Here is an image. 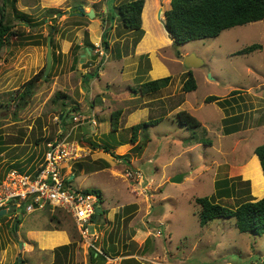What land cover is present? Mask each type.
<instances>
[{
	"label": "rangeland",
	"instance_id": "374dc122",
	"mask_svg": "<svg viewBox=\"0 0 264 264\" xmlns=\"http://www.w3.org/2000/svg\"><path fill=\"white\" fill-rule=\"evenodd\" d=\"M127 1L132 0L7 4L5 20L17 37L11 36L0 52V184L11 170L33 172L47 143L66 137L83 143L88 152L63 169L73 177L70 187L99 191L104 214L95 228L102 234L96 244L121 258L122 264H264V234L239 233L233 219H215L201 227L195 203L197 198L211 197L212 202L234 209L264 196L263 180L253 162L254 148L264 144V20L180 46L166 35L157 42L147 35L139 54L135 49L139 34L125 29L116 13ZM144 3L150 8L148 30L158 36L155 14L164 20L170 0ZM80 8L85 12L93 8L97 15L79 16ZM48 36L52 63L43 80ZM112 37L118 38L114 45ZM88 43L94 48L89 55L81 53ZM252 44L262 49L233 56ZM144 52L155 60L152 66ZM188 55L203 65L185 68ZM95 70L98 77L87 80ZM188 70L197 87L185 93L182 84ZM37 75L32 94L25 103L19 102L25 83ZM167 76L171 83L166 88L144 96L137 92L140 83ZM234 90L231 108L204 102L207 96L229 98ZM59 93L65 97L57 98ZM117 110L122 114L112 131L110 117ZM182 110L201 127L194 132L181 127L175 114ZM61 115H68L65 128ZM228 115L237 116L238 131L224 135ZM154 120L159 122L143 127L137 143H130L132 126ZM89 142L110 152L93 149ZM111 152L125 155L128 162ZM175 175H182L180 183L170 182ZM241 181L249 182V193L237 195L232 190L229 197H218L217 182L220 188L234 185L240 192L245 188ZM20 204L21 209L0 218V264H86L87 253L65 212L45 206L27 213L25 203ZM27 231L35 233L28 237ZM65 245L68 252L58 250L60 256H55Z\"/></svg>",
	"mask_w": 264,
	"mask_h": 264
},
{
	"label": "trees",
	"instance_id": "16d2710c",
	"mask_svg": "<svg viewBox=\"0 0 264 264\" xmlns=\"http://www.w3.org/2000/svg\"><path fill=\"white\" fill-rule=\"evenodd\" d=\"M11 2L14 4L16 0H0V52L7 45L11 36L17 37L15 32H13V26L8 24L5 20V10L7 4ZM144 0H132L120 4L117 9V15L119 16L123 27L129 31H133L139 34L138 41L142 38L144 32L142 29L141 13L143 9V23L145 29L147 28V35L153 39L150 31L148 30V11L150 10L148 3L144 6ZM55 12L54 9L49 10ZM264 20V0H170V8L164 13V23L166 29L170 34L172 44L175 46L184 45L191 41L211 39L220 35L222 32L233 29L235 27L246 26L251 23H256ZM155 23L160 29V34L157 39L167 35L163 28V23L160 18H158L157 13L155 14ZM147 22V24H146ZM147 25V26H146ZM105 33V32H104ZM103 35V34H102ZM161 35V36H160ZM51 36V34H50ZM137 41V42H138ZM101 42L105 48H107L108 43L104 39V35L101 38ZM91 51L94 46L90 43L86 45ZM262 46L260 44H252L246 46L235 53L233 56H246L253 52L261 50ZM87 54L86 52H84ZM79 56V55H78ZM80 62V58H77ZM98 70H95L91 74H87V80L91 78L98 77ZM39 76L28 80L24 85V90L19 96V102H24L33 92L35 83L39 81ZM171 83V77L167 76L164 78H159L155 80H149L139 84L137 92L140 95H150L158 92L161 89L166 88ZM196 81L191 71H187L185 80L182 84V91L185 93L192 92L196 89ZM237 91H232L229 94V98H220L216 96H207L204 100L205 103H216L220 108L226 110L228 107L231 108V100L234 99L233 95ZM65 97L63 94H57V98ZM122 112L117 110L111 113L110 121L112 131H116L119 123V119ZM68 115H64L60 122L61 126L65 128V120ZM237 116L231 115L224 118V135H230L238 131V127L234 126L236 124ZM175 120L179 125L185 129L195 131L201 127V123L191 114L186 111H179L175 114ZM159 120H154L150 122L138 123L132 126L130 129L132 131L130 143L136 144V136L139 130L148 125H155ZM201 142V141H200ZM81 145L83 143H80ZM89 145L93 149H102L105 153L110 152L107 147H101L98 144L89 142ZM112 155L113 152H111ZM253 154L257 157L259 163L253 158V162L256 164L258 171L263 180V190L264 191V144H261L254 148ZM116 159H120L125 163L126 156H115ZM260 164V166H259ZM261 167V169H260ZM29 173V172H27ZM71 181H67V185H70ZM245 188H241L240 192L235 189L233 185L232 188L226 187L225 189L220 188V183H216L215 190L218 192V197L226 195L229 197L231 191H235L238 194H244L245 190L249 193V182L241 181ZM227 183V181L225 182ZM85 192L92 193L97 198V204L95 206V212L92 216L94 219L96 216L99 218L104 214V210L100 207L102 204L101 194L95 189H85ZM262 194V193H261ZM216 196V195H215ZM195 203L198 205V222L201 227L207 225L209 222L215 219H233L235 228L239 233L251 234V235H261L264 234V196L259 200L248 199L240 203L236 208L231 209L221 204L211 201V197L197 198ZM49 207V206H48ZM52 220H58L56 217L51 216ZM60 228V227H59ZM55 228L54 230H59ZM73 245V244H71ZM67 246H62L56 250L65 249ZM103 254L106 256L114 257L109 255L105 249L102 250ZM88 264H104L105 257L103 255L97 254L90 250L88 254ZM123 261V260H121ZM122 263V262H121ZM124 264H129L125 261Z\"/></svg>",
	"mask_w": 264,
	"mask_h": 264
},
{
	"label": "built area",
	"instance_id": "2783aa9c",
	"mask_svg": "<svg viewBox=\"0 0 264 264\" xmlns=\"http://www.w3.org/2000/svg\"><path fill=\"white\" fill-rule=\"evenodd\" d=\"M87 153L81 144L68 141L66 137L47 143L42 161L33 172H8L0 184V210H6L15 201L11 209L21 208L20 203L23 202L27 213L44 209L45 206L63 211L71 218L82 247L95 252V256L103 255L104 264H116L118 259L104 255L96 244L102 235L95 229L99 226V219L96 222L92 219L97 204L96 196L85 192V189H72L67 185L72 177L63 171L70 168L67 163L78 162Z\"/></svg>",
	"mask_w": 264,
	"mask_h": 264
},
{
	"label": "water",
	"instance_id": "95a60500",
	"mask_svg": "<svg viewBox=\"0 0 264 264\" xmlns=\"http://www.w3.org/2000/svg\"><path fill=\"white\" fill-rule=\"evenodd\" d=\"M71 12L75 11V8L73 9H70ZM79 13L80 14H83L84 13V10L83 9H79ZM87 17L88 18H93L94 17V12L93 10H90L88 13H87ZM163 23V28L165 30V32L167 33L168 37L170 38V34L168 32V30L166 29V26H165V23L164 21H162ZM51 63H52V57H51V37L48 36L47 37V44H46V66H45V70H44V73H43V76H42V79L44 80L45 77L47 76L50 68H51ZM183 65L185 68L187 69H192V68H196V67H199L202 64L201 60L197 59L194 55H188L184 58L183 60ZM62 118V115L60 116V119ZM182 181V175H175L174 177H172L170 179V182L171 183H180ZM12 211L11 210H5V209H2L0 210V218L6 214H11ZM97 220V216L94 218V221L96 222ZM16 226H15V230H16Z\"/></svg>",
	"mask_w": 264,
	"mask_h": 264
},
{
	"label": "crops",
	"instance_id": "0c3cea01",
	"mask_svg": "<svg viewBox=\"0 0 264 264\" xmlns=\"http://www.w3.org/2000/svg\"><path fill=\"white\" fill-rule=\"evenodd\" d=\"M145 4L146 3H144V6H145ZM144 6H143V8H144ZM170 6V5H169ZM84 8H85V6H84ZM93 9V8H92ZM92 9H89L88 10V12L90 11V10H92ZM84 10V9H83ZM106 11V10H105ZM84 12H85V10H84ZM88 12H86V13H88ZM93 12H94V10H93ZM102 12H104V6H103V8H102ZM142 13H143V9H142ZM142 13H141V21H142V29H145V27H144V23H143V16H142ZM97 14H95V12H94V17L96 16ZM97 21V20H96ZM164 21V20H163ZM157 26V25H156ZM144 31V30H143ZM159 33H160V31H159ZM150 34H151V36L152 37H154L156 40V42L158 41L157 40V37L159 36H157L154 32H151L150 31ZM146 36H147V31L145 30V33L143 34V36H142V38L137 42V46H136V52L137 53H143L142 52V49L144 48V44L146 43V42H144V40H145V38H146ZM90 43H93L94 41L92 40V39H90ZM118 41V38L117 37H112L111 38V45H114L116 42ZM144 43V44H143ZM85 51H87L88 53V55H89V47H87L86 45H84V47H83V50L81 49V53H84ZM147 55V58H148V60H149V64L152 66L153 65V63L155 62V60H153L152 59V57L150 56V54L148 53V52H144V55ZM80 57H82L83 55L82 54H80L79 55ZM165 70V69H164ZM190 70V69H189ZM166 72V71H165ZM153 79V78H152ZM255 156V155H254ZM254 159H256V161L259 163V161H258V159H257V157L255 156V158ZM259 166H260V164H259ZM260 169H261V167H260ZM73 178V177H72ZM19 209H21V208H19ZM16 210V209H15ZM15 210H13V209H11V211L12 212H14ZM18 224H19V222H18ZM98 225H99V223H98ZM17 229V228H16ZM27 233H28V237H30L33 233H35L34 231H27ZM64 237H65V241L64 242H66L67 241V237L64 235ZM65 246H67V245H65ZM82 246V245H81ZM68 247V246H67ZM70 248H65V249H62V253H63V255H65V253L66 252H68V250H69ZM83 249H84V252L85 253H87V257H86V264H88V254H89V252H90V250H86V248H84L83 247ZM55 256H60V253H57ZM114 258H117V256H114ZM118 259V263H116V264H122V263H120V261H121V259L120 258H117ZM122 262V261H121Z\"/></svg>",
	"mask_w": 264,
	"mask_h": 264
},
{
	"label": "flooded vegetation",
	"instance_id": "af4514ba",
	"mask_svg": "<svg viewBox=\"0 0 264 264\" xmlns=\"http://www.w3.org/2000/svg\"><path fill=\"white\" fill-rule=\"evenodd\" d=\"M76 14L79 15V16H85V15H87L86 12H84L83 14H80V13H76Z\"/></svg>",
	"mask_w": 264,
	"mask_h": 264
},
{
	"label": "clouds",
	"instance_id": "9594fccd",
	"mask_svg": "<svg viewBox=\"0 0 264 264\" xmlns=\"http://www.w3.org/2000/svg\"><path fill=\"white\" fill-rule=\"evenodd\" d=\"M97 218L99 219V216H97Z\"/></svg>",
	"mask_w": 264,
	"mask_h": 264
}]
</instances>
